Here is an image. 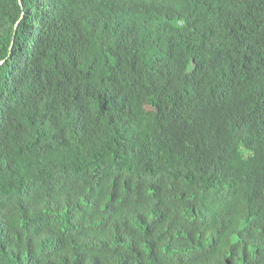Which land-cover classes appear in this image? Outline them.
Listing matches in <instances>:
<instances>
[{
	"label": "trees",
	"instance_id": "obj_1",
	"mask_svg": "<svg viewBox=\"0 0 264 264\" xmlns=\"http://www.w3.org/2000/svg\"><path fill=\"white\" fill-rule=\"evenodd\" d=\"M0 264H264V0H0Z\"/></svg>",
	"mask_w": 264,
	"mask_h": 264
}]
</instances>
